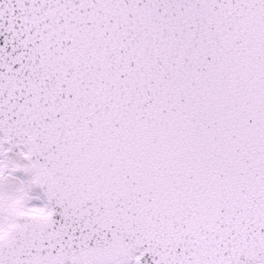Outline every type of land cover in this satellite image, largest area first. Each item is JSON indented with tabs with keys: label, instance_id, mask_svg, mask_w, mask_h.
Segmentation results:
<instances>
[{
	"label": "snow or ice",
	"instance_id": "1",
	"mask_svg": "<svg viewBox=\"0 0 264 264\" xmlns=\"http://www.w3.org/2000/svg\"><path fill=\"white\" fill-rule=\"evenodd\" d=\"M0 264H264V0H0Z\"/></svg>",
	"mask_w": 264,
	"mask_h": 264
}]
</instances>
